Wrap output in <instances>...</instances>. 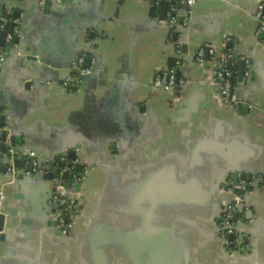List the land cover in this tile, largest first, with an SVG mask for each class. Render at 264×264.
I'll use <instances>...</instances> for the list:
<instances>
[{
	"label": "crops",
	"instance_id": "1",
	"mask_svg": "<svg viewBox=\"0 0 264 264\" xmlns=\"http://www.w3.org/2000/svg\"><path fill=\"white\" fill-rule=\"evenodd\" d=\"M259 1L197 0L177 53L150 0H0V11L2 3L21 9L19 43L0 45V264H264V186L245 197L249 255L226 252L212 222L232 197L224 185L233 171L264 173ZM206 43L251 60L243 82L235 63L244 106L224 103L219 83L196 64ZM81 54L94 71L81 90H67V68ZM177 57L184 85L177 94L156 88V72ZM8 144L52 169L78 148L74 161L90 170L69 231L51 221L46 173L21 161L11 181Z\"/></svg>",
	"mask_w": 264,
	"mask_h": 264
},
{
	"label": "built area",
	"instance_id": "2",
	"mask_svg": "<svg viewBox=\"0 0 264 264\" xmlns=\"http://www.w3.org/2000/svg\"><path fill=\"white\" fill-rule=\"evenodd\" d=\"M155 9H158L159 3L162 0H152ZM168 2V8L166 11V25L174 26L171 29L172 37L177 32L178 28H187L190 23V14L193 5L197 0H165ZM253 17L256 21L255 36L260 41H264V1H259L253 11ZM15 26L13 31L6 34L7 41H12L14 36L19 34L18 19H14ZM5 23L0 24V31L4 28ZM178 27V28H177ZM178 35V33H177ZM171 45L179 53V39L172 40L169 37ZM229 39H227L228 41ZM195 62L199 66H207L208 72L213 79L219 83L218 92L222 101L228 105L244 106L245 100L241 96V92L238 89V82L236 79V69L233 67L238 60L244 61V77L249 78L251 76V60L248 57L235 53L231 49L220 50L216 48L212 43H206L204 46L197 49L194 53ZM3 58V53L0 50V60ZM88 58L85 54H81L77 57L72 66L67 68L71 71V75L67 77L63 85L67 90L79 91L81 90L83 77H87L92 74L93 66H85V60ZM182 59L176 58L173 66L167 69H162L156 72L154 76L153 85L156 88L164 91L172 92L173 90H180L184 85L183 79L176 78V71L180 65H182ZM1 132H5V128H0ZM8 171L11 181L20 173L19 166L15 165V162L23 161L25 163H31L34 173H47V160L43 159L35 151L32 150H17L11 144H8ZM52 172V186H51V206L53 211L51 214V221L56 222V226L62 231L67 232L71 228V222L73 213L77 211L79 205L83 203V195L80 191L81 185L86 179L89 167L86 165H80L78 161H69L66 154H60L56 160ZM79 167L80 171L75 172L74 169ZM262 176V177H261ZM256 176L251 178L249 182L245 180H239L236 187L229 189L232 193V200L229 202L220 214L217 215L213 221L216 225L219 236L224 244L226 250L232 249L235 251H242L244 249H250L251 237L243 232L238 227L245 219L246 200L236 194V189L246 190L249 185L253 186L255 183H264V176ZM263 186V185H262ZM261 187V186H260ZM238 212L237 219H233L234 214ZM233 235L234 239L229 240V236ZM240 235L243 239L240 240Z\"/></svg>",
	"mask_w": 264,
	"mask_h": 264
},
{
	"label": "water",
	"instance_id": "3",
	"mask_svg": "<svg viewBox=\"0 0 264 264\" xmlns=\"http://www.w3.org/2000/svg\"><path fill=\"white\" fill-rule=\"evenodd\" d=\"M5 1H8V0H5ZM12 1H14V0H12ZM150 3L152 4L153 3V1L152 0H150ZM4 3H2L1 4V7L2 8H4ZM154 5V4H153ZM6 6V5H5ZM1 8V9H2ZM167 8H168V2L167 1H165V0H162V1H160V3H159V6H158V18H159V20L160 21H165L166 20V11H167ZM10 10H12V14H11V16L13 17V18H15V19H19L20 18V11H21V9H19L18 7H15L14 5H10ZM9 10V11H10ZM14 26H15V23L13 22V20H8V21H6L5 22V26H4V28L0 31V45H3V43H4V41H5V37H6V34L7 33H9V32H12L13 31V28H14ZM165 28L167 29V30H171V29H173V27L174 26H172V25H166V23H165ZM178 28V27H177ZM182 29H183V31H186L187 30V28H178V30H177V32L176 33H174V35H173V37H172V40H175L176 38H177V33H179L180 32V30L182 31ZM19 41H20V39H19V37L18 36H14L13 37V39H12V41H11V43H9V45H10V47H11V49L13 48V45H16V44H18L19 43ZM183 47L184 48H186V46L185 45H183ZM25 56H27V55H25ZM24 56V57H25ZM37 56V55H36ZM36 56H34V57H30L31 59H34V60H36ZM238 63H239V70H238V78H239V80H240V82H243V79H244V61L241 59V60H238ZM85 66H90V58H87L86 59V61H85V64H84ZM206 69L208 68L207 66H204ZM94 71V70H93ZM93 73V72H92ZM180 76V73H179V69H177V71H176V77L178 78ZM85 77H83L82 79H84ZM172 92H174L175 94H177V92H178V90H173ZM1 149L4 151V150H6V147H5V145H3V146H1ZM77 149L78 148H72V149H70L69 151H68V154H67V157H69L70 159H72V160H75V159H77V157H78V155H77ZM19 163H20V161H16L15 162V165L18 167L19 166ZM83 164L82 163H80V165H78V166H82ZM51 166H53V162L51 163V165L49 166V167H47V173L45 174V178L46 179H48V180H52V172H51V170H52V167ZM89 170H90V167H89ZM89 170H88V173H89ZM88 173L86 174V177H87V175H88ZM254 173H260V174H262V175H264V173L263 172H259V171H255ZM41 174V173H40ZM229 174V173H228ZM251 175H252V173L251 172H245V171H233V181L231 182H229V183H226L225 185H224V189L225 190H227V191H229V189H231V188H233V187H236L237 185H238V183H239V180L240 179H247V180H249L250 181V179H251ZM18 176V175H17ZM228 176H230V174L228 175ZM18 177H21V175H19ZM36 177H40V175L39 176H37L36 175ZM15 180V179H14ZM264 186V183L263 184H261L260 182H258V183H255L253 186H251V185H249L248 187H247V189L246 190H242V189H239V188H237L236 189V194L237 195H239V196H241V197H243L245 200H246V195H249V193H252V192H258L259 191V189H260V186ZM47 186H48V184H47ZM52 186V185H51ZM50 186V187H51ZM82 186V185H81ZM48 188V187H47ZM50 192H51V190H50ZM51 194V193H50ZM18 196H20L21 198H23V195L21 196V195H18ZM231 200H232V197H231V199L224 205V209L223 210H225V208H226V206H227V204L229 203V202H231ZM246 202H247V200H246ZM83 204H84V199H83V203L81 204V205H79V207H78V209H77V211H75L74 213H73V218H72V220L75 218V217H77L79 214H81L82 213V211H83ZM248 203H246V207H247V209L245 210V219H249V218H251V215H252V211H250V209L248 208ZM1 208V207H0ZM13 214H15V210L14 209H11V210H9V215H13ZM218 214H220V212L219 213H217V215ZM217 215L216 216H214L213 217V219H212V222L215 220V218L217 217ZM237 217H238V212H236L235 214H234V217H233V219L235 220V219H237ZM4 219H5V214H4V212L2 211V212H0V238L2 237L3 238V234L1 233L2 232V230H3V226H4ZM53 224L56 226V222H53ZM241 226L242 225H238V227L239 228H241ZM242 231H243V229H241ZM243 232H245V231H243ZM246 234H248V235H250V233H247V232H245ZM252 236V238L254 237L253 235H251ZM240 240L241 239H243V236L242 235H240ZM234 239V237H233V235H231V236H229V240L230 241H232ZM252 245V239H251V243H250V246ZM226 252H228V253H230V254H232L234 257H236V256H238V255H249V251H250V249H244V250H242V251H240V250H238V251H233L232 249H229V250H225Z\"/></svg>",
	"mask_w": 264,
	"mask_h": 264
},
{
	"label": "trees",
	"instance_id": "4",
	"mask_svg": "<svg viewBox=\"0 0 264 264\" xmlns=\"http://www.w3.org/2000/svg\"><path fill=\"white\" fill-rule=\"evenodd\" d=\"M156 13H157L156 9L153 8V11H152L153 16L156 15ZM9 19H12L11 12H10L9 9L5 6V7L2 9V11H0V24H1L2 22L5 23V22L8 21ZM79 56H80V55H79ZM79 56H78V57H79ZM233 68L235 69V66H234ZM235 81H237V77H236ZM55 166L59 167V166H61V165H60V164H56ZM74 171H75V172H79V171H80L79 167H76V168L74 169Z\"/></svg>",
	"mask_w": 264,
	"mask_h": 264
}]
</instances>
